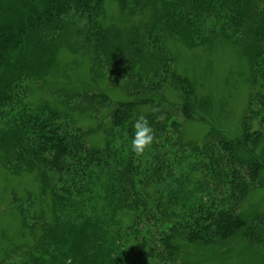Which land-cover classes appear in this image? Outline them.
Returning <instances> with one entry per match:
<instances>
[{
    "label": "trees",
    "instance_id": "trees-1",
    "mask_svg": "<svg viewBox=\"0 0 264 264\" xmlns=\"http://www.w3.org/2000/svg\"><path fill=\"white\" fill-rule=\"evenodd\" d=\"M107 1L0 0V150L10 166L16 161L12 173L37 174L39 196L52 203L51 224L42 214L28 228L46 227L34 264H178L188 244L223 247L236 236L263 246L264 223L251 224L241 209L264 166L238 149L264 141V131L246 122L241 140L200 146L186 141L182 124L154 98L171 87L184 95L185 118L193 117L194 87L170 65L176 57L168 39L207 43L201 30L211 22L232 32L264 83V0H113L133 21L127 28L109 22ZM76 19L87 22L84 30ZM71 28L85 38L94 78L115 73L121 92L115 101L104 92L81 94L90 106L72 108L85 115L114 105L102 143L87 144L89 132L63 112L25 99V83L46 76ZM158 65L170 76L148 82ZM258 110L253 117L264 124V100Z\"/></svg>",
    "mask_w": 264,
    "mask_h": 264
},
{
    "label": "rangeland",
    "instance_id": "rangeland-1",
    "mask_svg": "<svg viewBox=\"0 0 264 264\" xmlns=\"http://www.w3.org/2000/svg\"><path fill=\"white\" fill-rule=\"evenodd\" d=\"M106 7L111 24L118 23L127 28L133 23L124 15L120 16L115 1L108 0ZM76 23L80 30L86 28V21L76 19ZM222 30L212 22L207 23L201 30L203 39H206L204 42L207 43L196 40V44L190 46L180 40L168 39V47L176 57V63L172 62L170 65H176L179 72L177 74L182 78L188 77L194 87L193 117L185 118L182 111L184 95L171 87L164 88L154 98L156 102L161 101L164 111L171 113L182 124L185 133L182 130L181 133L185 134L186 141H196L200 146L208 139L212 142V138L241 140L246 122H251L254 129L264 131V124H261L263 116L253 117L258 109L262 111L263 80L253 72L249 57L230 39L232 32ZM240 33L241 30L237 36ZM65 36L66 43L56 51L55 60L46 76L42 80L35 77L25 83L28 90L25 99L35 106L46 103L63 112L62 116L70 119L74 127L89 132L87 144L99 141L102 143L103 128L108 130L114 105L98 107V111L85 115L72 108L90 106L87 100L80 97L85 93L104 92L114 101L121 99V92L111 80L115 73L112 76L106 74L104 78H94L91 72L93 61L84 46V36L75 34L72 28L66 31ZM119 70L122 74L126 73L120 67L114 69L115 72ZM170 70L169 67L158 65L148 82L159 84L165 81L170 76ZM12 99L14 94L10 96L7 106L12 104ZM247 115H250L251 121H248ZM3 125V120H0V129ZM238 155L247 160H259L264 166V141L241 146ZM7 156L0 150V264H34V257L38 256L34 247L39 235L43 233L42 229L45 231L46 227L43 222L33 233L28 228L31 229L36 216L42 214L46 216V222L51 224L52 203L49 198L42 197V194L39 196L41 184L37 174L26 170L20 174L12 173L16 161L12 159L10 166ZM194 175L192 181L200 182V178ZM110 212V209L104 210V213ZM241 213L251 224L257 218L264 223V169L259 176L258 186L251 190ZM138 257L139 252L135 251V262ZM178 264H264V245L250 244L241 236L234 237L223 247L207 248L188 244L182 257L178 259Z\"/></svg>",
    "mask_w": 264,
    "mask_h": 264
}]
</instances>
